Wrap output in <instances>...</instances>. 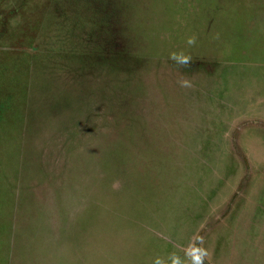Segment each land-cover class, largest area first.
I'll return each mask as SVG.
<instances>
[{
    "label": "rangeland",
    "instance_id": "obj_1",
    "mask_svg": "<svg viewBox=\"0 0 264 264\" xmlns=\"http://www.w3.org/2000/svg\"><path fill=\"white\" fill-rule=\"evenodd\" d=\"M198 238L264 264V0H0V264Z\"/></svg>",
    "mask_w": 264,
    "mask_h": 264
},
{
    "label": "clouds",
    "instance_id": "obj_2",
    "mask_svg": "<svg viewBox=\"0 0 264 264\" xmlns=\"http://www.w3.org/2000/svg\"><path fill=\"white\" fill-rule=\"evenodd\" d=\"M197 42L196 35L189 36L186 39V44L189 46H194ZM176 65L180 67H186L189 65L192 57L186 54L183 50L179 52H172L168 57ZM180 85L182 87H190L191 84L187 79L181 80ZM201 238L197 241L190 242L187 247L184 248V258L175 252L168 254L167 261L157 256L153 264H206V257L208 255L207 250L200 246Z\"/></svg>",
    "mask_w": 264,
    "mask_h": 264
}]
</instances>
